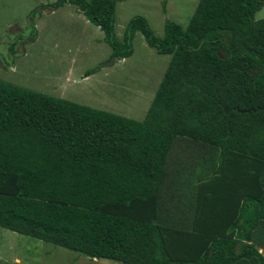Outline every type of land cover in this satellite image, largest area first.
Instances as JSON below:
<instances>
[{
	"label": "trees",
	"instance_id": "trees-1",
	"mask_svg": "<svg viewBox=\"0 0 264 264\" xmlns=\"http://www.w3.org/2000/svg\"><path fill=\"white\" fill-rule=\"evenodd\" d=\"M117 2L55 0L31 24L70 3L104 32L111 56H132L137 31L171 55L145 118L0 79V227L123 264H264V0H199L186 27L166 19L162 36L136 15L123 40ZM179 137L213 147L217 172L246 194L224 228L163 223Z\"/></svg>",
	"mask_w": 264,
	"mask_h": 264
},
{
	"label": "rangeland",
	"instance_id": "rangeland-1",
	"mask_svg": "<svg viewBox=\"0 0 264 264\" xmlns=\"http://www.w3.org/2000/svg\"><path fill=\"white\" fill-rule=\"evenodd\" d=\"M54 1L0 0V79L137 120L144 119L172 56L158 53L142 32L137 31L132 56L109 63L114 56L104 32L70 3L57 9H40L34 17V28L32 12ZM198 2L118 0L116 37L123 40L129 20L136 15L145 16L158 36L164 34L165 16L186 27ZM163 9L166 14L161 16ZM256 19L264 23V6ZM18 39L12 51L11 44ZM94 68L99 70L83 80L86 72ZM191 157L201 161L207 156L193 153ZM260 251L264 253L263 249ZM0 264L123 263L93 259L0 227Z\"/></svg>",
	"mask_w": 264,
	"mask_h": 264
},
{
	"label": "crops",
	"instance_id": "crops-1",
	"mask_svg": "<svg viewBox=\"0 0 264 264\" xmlns=\"http://www.w3.org/2000/svg\"><path fill=\"white\" fill-rule=\"evenodd\" d=\"M165 14L163 9L161 16ZM166 19L167 16L164 17ZM87 77L84 76L83 80ZM193 153L207 157L201 161L195 160L191 157ZM218 157L219 153L215 154L213 147L203 145L198 140L187 137L177 139L168 161L166 202L161 214L163 223L168 224V219H172L178 224L183 219L186 224L196 222L203 227L217 224L216 228H224L223 223L229 225L239 216L246 194L240 192L241 184H227L228 180L217 172L220 167ZM194 205H200V211L191 210L187 219L182 210L186 208L187 211Z\"/></svg>",
	"mask_w": 264,
	"mask_h": 264
},
{
	"label": "water",
	"instance_id": "water-1",
	"mask_svg": "<svg viewBox=\"0 0 264 264\" xmlns=\"http://www.w3.org/2000/svg\"><path fill=\"white\" fill-rule=\"evenodd\" d=\"M119 57L114 56L113 59L109 63H113L115 60H119Z\"/></svg>",
	"mask_w": 264,
	"mask_h": 264
}]
</instances>
